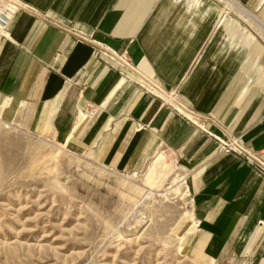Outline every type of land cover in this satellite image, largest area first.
Returning <instances> with one entry per match:
<instances>
[{"label": "crops", "instance_id": "crops-1", "mask_svg": "<svg viewBox=\"0 0 264 264\" xmlns=\"http://www.w3.org/2000/svg\"><path fill=\"white\" fill-rule=\"evenodd\" d=\"M178 1L20 0L0 39V99L26 104L41 132L53 126L63 147L119 172L166 147L186 173L196 222L182 250L196 262L237 255L264 264V177L207 134L240 136L264 158V0H228L244 17L215 24L197 20L198 0ZM78 30L126 50L171 102L121 79ZM179 105L208 120L191 123Z\"/></svg>", "mask_w": 264, "mask_h": 264}, {"label": "rangeland", "instance_id": "rangeland-1", "mask_svg": "<svg viewBox=\"0 0 264 264\" xmlns=\"http://www.w3.org/2000/svg\"><path fill=\"white\" fill-rule=\"evenodd\" d=\"M197 3L198 21L244 17L228 0ZM9 101L0 103V264H209L181 248L196 222L172 151L161 146L119 172L63 147L53 126L41 132L32 109Z\"/></svg>", "mask_w": 264, "mask_h": 264}, {"label": "built area", "instance_id": "built-area-1", "mask_svg": "<svg viewBox=\"0 0 264 264\" xmlns=\"http://www.w3.org/2000/svg\"><path fill=\"white\" fill-rule=\"evenodd\" d=\"M19 7H25L20 0H0V30L8 31L9 24ZM80 41H87L96 48V56L109 68L115 70L121 79L129 81L143 90L146 94L162 102L172 99L170 93L163 85H160L155 79H152L139 71L133 66L126 50L115 51L109 49L104 44L91 40L86 37L83 31H73ZM171 101V100H170ZM186 114L183 115L180 109ZM176 111L191 123H202L208 120V117L196 114L192 110L178 106ZM200 127V126H199ZM202 128V127H201ZM217 144L218 152L221 154H231L240 158L246 165L254 169L259 175L264 177V158L262 155L248 150L240 136H233L227 132L222 135L207 133Z\"/></svg>", "mask_w": 264, "mask_h": 264}, {"label": "bare ground", "instance_id": "bare-ground-1", "mask_svg": "<svg viewBox=\"0 0 264 264\" xmlns=\"http://www.w3.org/2000/svg\"><path fill=\"white\" fill-rule=\"evenodd\" d=\"M1 32H2L1 34H2L3 36H6L7 31H5V30H1ZM178 109H180V108H178ZM180 111H181V113H183V115L186 114L183 110L180 109ZM185 116H186V115H185Z\"/></svg>", "mask_w": 264, "mask_h": 264}]
</instances>
